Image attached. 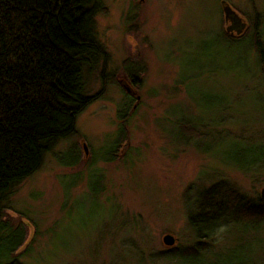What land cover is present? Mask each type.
I'll use <instances>...</instances> for the list:
<instances>
[{"label":"rangeland","instance_id":"rangeland-1","mask_svg":"<svg viewBox=\"0 0 264 264\" xmlns=\"http://www.w3.org/2000/svg\"><path fill=\"white\" fill-rule=\"evenodd\" d=\"M103 3L95 28L108 56L106 82L102 86L100 67L84 80L90 95H100L77 118V134L60 142L39 170L12 190L4 210L10 228L24 229L26 242L13 255L22 264H182L168 255L195 242L187 197L218 182L247 200L264 191V161L242 171L176 142L172 134L179 115L205 117L200 103L222 94L229 103L220 112L223 119L219 125L207 120L204 130L264 144V69L257 71L253 50L246 62L243 49L222 37L225 6L247 22L232 39L251 36L255 25L264 32V0ZM261 42L264 47V34ZM127 60L142 68L137 88L123 71ZM129 97L138 98L133 106ZM120 126L127 140L114 153ZM73 147L79 157L74 167L52 155L63 153L73 161ZM167 235L175 240L171 247L163 243ZM252 242L249 264H264V220L221 228L205 256L230 257L241 243L247 255Z\"/></svg>","mask_w":264,"mask_h":264},{"label":"trees","instance_id":"trees-1","mask_svg":"<svg viewBox=\"0 0 264 264\" xmlns=\"http://www.w3.org/2000/svg\"><path fill=\"white\" fill-rule=\"evenodd\" d=\"M104 11L103 0H0V264H22L13 255L26 242L22 226L12 229L3 220L12 190L35 174L60 142L77 134V118L100 95L86 91L85 76L100 67L102 86L106 82L108 56L95 28L96 16ZM263 34L255 25L246 39L234 40L227 33L222 37L243 49L246 62L253 50L255 67L262 72ZM123 71L137 88L142 68L127 60ZM135 101L130 98L132 106ZM228 104L222 94L208 95L200 103L201 114L207 116L183 112L173 125V138L239 170H248L264 161V144L236 139L229 131L204 130L207 120L219 125L223 119L220 112ZM126 140V129L120 126L113 152ZM72 150L73 161L67 162L63 153L52 155L62 166L74 167L79 157L76 147ZM185 208L195 242L187 249L172 251L170 258L182 264L251 263L255 242L247 255L242 252L244 243L231 249L230 257L216 253L208 258L205 253L221 228L260 224L264 198L247 200L226 182H218L187 197Z\"/></svg>","mask_w":264,"mask_h":264},{"label":"water","instance_id":"water-1","mask_svg":"<svg viewBox=\"0 0 264 264\" xmlns=\"http://www.w3.org/2000/svg\"><path fill=\"white\" fill-rule=\"evenodd\" d=\"M223 15H224V22L227 25L225 27V31L228 35H232V36L235 35L236 37H238L245 31L247 27L246 22L230 6H225L223 8ZM127 92L130 93L131 91L128 90ZM130 94H131L130 96L133 95L132 92ZM136 100H138V98H136ZM83 151L85 154L88 153V149L85 145H83ZM261 197L264 198V191L262 192ZM163 243L164 245L171 247L175 244V240L172 236L167 235L164 237Z\"/></svg>","mask_w":264,"mask_h":264},{"label":"flooded vegetation","instance_id":"flooded-vegetation-1","mask_svg":"<svg viewBox=\"0 0 264 264\" xmlns=\"http://www.w3.org/2000/svg\"><path fill=\"white\" fill-rule=\"evenodd\" d=\"M243 20H244V19H243ZM244 21H245V20H244ZM245 22H246V21H245ZM246 25H247V22H246ZM226 26H227V25H226ZM226 26H225V27H226ZM225 33H226V31H225ZM229 36L231 37L232 35H229Z\"/></svg>","mask_w":264,"mask_h":264}]
</instances>
